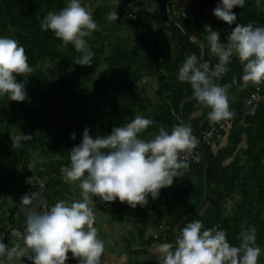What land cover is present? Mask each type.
<instances>
[{
    "label": "trees",
    "instance_id": "1",
    "mask_svg": "<svg viewBox=\"0 0 264 264\" xmlns=\"http://www.w3.org/2000/svg\"><path fill=\"white\" fill-rule=\"evenodd\" d=\"M151 1L158 12L148 8L145 0H81L99 25L98 31L85 37L94 53L92 65L86 66L76 64L82 53L74 45L65 46L51 30H41L48 12H59L69 0H0V36L17 40L33 69L28 76L17 77L18 81L26 79L23 102L0 95V237L9 247L23 245V236L12 231L26 228L25 216L18 213L19 203L25 193L38 191L36 182L44 184L40 190L44 207L60 199L82 198L79 181L66 183L63 170L70 166L71 148L82 142L85 128L95 139L143 116L154 121L139 134L148 140L160 126L171 133L173 126L182 123L180 104L187 125L200 135L214 124L207 117L211 109L197 99L181 103L193 95L190 84L179 81V67L190 53L201 60L202 49L204 60L214 67L218 58L210 50L209 33L217 31L226 43L236 23L264 27V0H245L243 7H234L237 20L232 25L213 14L220 0H190L184 11H176L175 0ZM114 12L117 20H109ZM228 67L230 71L217 83L229 86V102L238 95L229 104L234 117L209 142L203 141L209 163V201L204 214L195 213L182 225L200 220L205 228L225 230L233 245L240 243L242 231L254 226L256 244L261 248L258 264H264V100L244 103L256 87L264 95V83L244 86L243 66L235 55ZM147 82H155L156 101L163 107L160 111H154L156 104L147 92ZM23 134L32 139L13 148L11 137ZM188 164L184 176L162 188L157 199L149 195L146 206L132 208L117 199L101 209L104 207L99 205L105 201L92 197L95 216L103 213L120 227L130 224L119 236L120 252L128 255V264H159L157 255L146 256L150 246L174 243V224L200 204L202 161ZM150 211H154L159 234L145 238ZM0 262L9 264L5 256H0Z\"/></svg>",
    "mask_w": 264,
    "mask_h": 264
},
{
    "label": "clouds",
    "instance_id": "2",
    "mask_svg": "<svg viewBox=\"0 0 264 264\" xmlns=\"http://www.w3.org/2000/svg\"><path fill=\"white\" fill-rule=\"evenodd\" d=\"M244 4L245 0H220L213 14L232 25L237 20L233 8ZM108 19L117 20V13H111ZM40 26L43 31L51 30L65 46L72 44L82 53L76 64L92 65L94 53L88 49L85 37L98 31L99 25L81 0H69L59 12H48ZM207 40L218 62L213 67L190 53L179 67L178 79L189 83L193 97L211 109L207 117L215 124L234 117L229 106V86L217 83L230 71L233 55L243 66L244 86L264 83V27L236 23L226 43L221 42L215 30ZM32 71L24 47L13 38L0 36V95L23 102L27 98L26 79L18 81L17 77H26ZM232 83H237L235 77ZM153 123L150 118L136 116L114 127L111 134H98L95 139L85 128L82 142L71 148L70 166L63 170L66 183L79 181L82 198L71 202L60 199L44 207L40 194L44 184L36 182L38 191L25 193L19 203L18 213L26 218L23 246L16 243L9 247L0 237V256H5L9 264L24 257L32 264H66L71 252L78 264H101L105 245L94 226L92 197L105 202L119 199L132 208L143 207L149 195L157 199L162 188L171 187L174 179L184 176L189 168L181 154L197 146L191 127L178 123L169 133L160 126L153 138H140L139 134ZM71 138H76L75 133ZM11 139L12 147L19 149L21 142L32 136L23 134ZM28 182L33 183V178ZM256 232L254 226H249L239 234L240 243L233 245L225 230L205 228L202 221L194 220L178 227L174 243L157 246V260L159 264H258L261 248L256 244Z\"/></svg>",
    "mask_w": 264,
    "mask_h": 264
},
{
    "label": "rangeland",
    "instance_id": "3",
    "mask_svg": "<svg viewBox=\"0 0 264 264\" xmlns=\"http://www.w3.org/2000/svg\"><path fill=\"white\" fill-rule=\"evenodd\" d=\"M175 1L177 3L176 11H180V10L184 11V8L187 7L190 2V0H175ZM145 2L148 8H150L153 12L155 13L158 12L156 6L151 0H145ZM129 17L132 18L131 14H129ZM140 66H143V60H141ZM154 88H155V82L146 83L147 92L156 104L154 106V111H160L163 109V107L159 103L158 100L156 101V95L154 93ZM237 100H238V95L236 94L230 98L229 104ZM77 199H80V197H77ZM95 204H96L95 201L92 200L91 205H95ZM95 217L96 219H95L94 226L98 230V238L101 239L105 245V251L101 258V264H128L127 262L128 255L124 252H120V248L122 247V241L119 239V236L130 227V224L126 223L125 225H122L120 227V225L111 221L109 218H106L103 215V213L98 214V216H95ZM158 245L159 243H153L150 246L149 254L146 255L148 258L153 257V255H157L155 250ZM75 260L76 258H74L71 252H69L68 260L66 261V264H73ZM23 261L28 262L29 260L27 259V257H24V258H21L20 260H14L12 262L14 264H22ZM0 264H4V263L0 262Z\"/></svg>",
    "mask_w": 264,
    "mask_h": 264
},
{
    "label": "water",
    "instance_id": "4",
    "mask_svg": "<svg viewBox=\"0 0 264 264\" xmlns=\"http://www.w3.org/2000/svg\"><path fill=\"white\" fill-rule=\"evenodd\" d=\"M167 8H168V14H170L169 6ZM198 44L203 48V43L199 42ZM201 61H204V51H203V49L201 51ZM191 100H195V98L193 96L184 98L181 103L186 102V101H191ZM181 106H182V104H180L181 122L183 124L187 125V122L185 121V119L183 117V112H182ZM192 133L198 139L199 145H200L201 151H202L203 196H202V200H201L200 204L196 208H194L190 212L186 213L179 221H177L174 224V226L172 228L174 234H177L178 227L181 226L190 216H192L195 213L204 214L206 206H207L208 201H209V199L207 197L208 184H207V179H206L207 178V170H208L209 163H208L207 155H206V152H205L204 142H203V140L201 138V135L198 132H196L194 129H192ZM149 213H150V215L148 217V222H147L148 224H147V228H146L145 233H144V237L145 238H148L149 236H155V235L159 234V228L155 224L154 211H150Z\"/></svg>",
    "mask_w": 264,
    "mask_h": 264
},
{
    "label": "built area",
    "instance_id": "5",
    "mask_svg": "<svg viewBox=\"0 0 264 264\" xmlns=\"http://www.w3.org/2000/svg\"><path fill=\"white\" fill-rule=\"evenodd\" d=\"M264 100V95L260 91L259 87H256L254 90H252L249 95L244 99V103L246 104H251L253 102H258V101H263ZM229 120V119H228ZM228 120H223L220 123H215L212 124L210 129L205 130L201 138L204 142H209V140L212 138L213 134L215 131L222 129L225 127L226 124H228ZM197 141V146L195 149H193L190 153H182V157H186L187 162H200L202 161V152L200 151V145L199 141L196 138ZM109 204L107 202H101L99 207H104L101 209H106L108 208ZM96 215V213L94 212ZM26 228L20 229V228H14L12 233L16 236H23L25 234Z\"/></svg>",
    "mask_w": 264,
    "mask_h": 264
}]
</instances>
